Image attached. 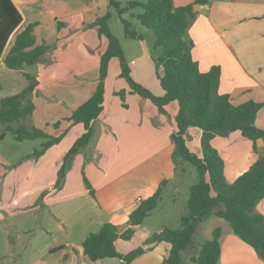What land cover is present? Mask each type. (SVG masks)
<instances>
[{"label":"crops","instance_id":"1","mask_svg":"<svg viewBox=\"0 0 264 264\" xmlns=\"http://www.w3.org/2000/svg\"><path fill=\"white\" fill-rule=\"evenodd\" d=\"M13 1L23 15V21L18 30L25 28L30 22L39 21L34 34L39 26L41 27L44 16L50 17L52 26L56 25L58 32V24L63 21L64 16L73 15L75 12L67 10V6L63 4L62 15H60L53 10L54 7L49 0ZM107 1L109 0H100V3ZM195 1L174 0V4L184 6ZM206 4L205 8H201L200 4L194 6L197 15L191 20L185 36L187 41L194 44L193 57L202 72H207L213 65L221 67L218 90L221 94H229L233 104L238 105L250 100L262 104L257 113L256 125L264 129V0H208ZM92 28V32L84 31V36L81 35L83 42H89L91 47L85 48L81 44L74 47L68 46L65 49L66 54L62 55L59 63L58 58L54 60L53 50L46 53L49 58H52V62L54 61L45 71L47 93H43L42 96L46 98L43 101L47 103L46 117L40 115L41 104L39 105L37 101L39 94L34 92L32 94L35 105L32 114L34 126L56 137L63 134L62 139L48 148L40 157L25 161L23 159L18 168L9 169L3 184L1 182L4 174L0 167V210L6 209V200L12 191L15 194L21 193L18 196L20 199L27 191H23L22 183L32 182L33 187L27 191L30 192L32 200L28 201L24 207H19L18 213L23 215L29 211L35 212L34 215L39 223L37 222L35 228H31L32 234L44 247L52 244L47 237L52 240L51 237L54 236L56 229L66 234L72 227L67 216L71 215L73 207L77 208L78 205L80 209H83V214L91 223L102 226L106 222H112L123 229L128 225L131 212L142 200L153 195L162 181H167L163 190L164 194L178 177L179 170L174 160L176 150L172 141V134L177 130L178 102L168 103L165 106L166 112L163 113L150 99L130 93L127 95V106H124L115 92L121 89L129 90L130 87L128 88L127 83L121 82L119 87L109 89L107 83L104 109L94 123V135L90 143L73 156L61 189L56 191L55 176L58 169L76 139L85 131L82 123L75 124L67 118L73 110L88 100L98 84L86 83V77H84L91 73L97 75L99 70L97 59L94 65H89L88 62L90 57L87 49L92 51L93 45L100 37L98 28ZM88 33L93 45L86 37ZM103 38L106 39V37ZM43 42L47 43L46 40L36 38L37 44ZM104 51L103 49L102 54ZM5 54L6 50L0 58V63L2 59L4 60ZM129 64L134 80L154 94L164 95L165 91L157 76L155 63L151 61L149 48L143 46L136 56L133 55L130 58ZM72 67L76 71V77L67 76L66 70H63L72 69ZM57 69L59 70L56 72ZM50 85L55 86V89L58 86L62 89L51 94V88L48 87ZM61 117L64 119L62 122L59 121L60 126L53 125L54 122L51 124L52 120L56 121ZM193 128H189V134ZM231 135L226 138L230 139V143H236L237 140L230 138ZM4 137L0 139L3 140ZM188 142L189 139H187V145ZM256 145L259 151H264V140H257ZM252 151L254 153L248 155L243 161L247 164L246 170L258 157L254 146ZM2 161L7 162V159L0 156V163L4 164ZM244 171H240L236 178ZM82 173L94 189L95 195L91 194L86 181L84 183ZM163 194L162 201H164ZM13 202L15 203L16 200ZM256 210L264 214V199L257 204ZM60 211L62 215L59 214ZM181 217L182 215L180 219ZM164 224V226L172 227L166 221ZM14 227L21 233L14 235L12 233ZM22 232H25V229L21 225L6 221L0 212V236L1 240L6 238L4 240L7 242L6 245L0 242V264H23L22 257L14 252L17 250L16 239L23 238ZM243 243L238 244L233 239V244L226 253V256L229 255L228 260L242 259L245 264H264V259L256 253L254 248L244 241ZM69 245L70 241L57 247L51 245L49 254L45 249L36 247L35 254L26 264H54L58 257V260H63L64 264H74L73 261L83 253L82 244L80 248H75L76 251L74 249L72 254L67 251ZM221 246L219 264L225 262L223 231ZM54 252L58 253L57 258H53Z\"/></svg>","mask_w":264,"mask_h":264},{"label":"trees","instance_id":"2","mask_svg":"<svg viewBox=\"0 0 264 264\" xmlns=\"http://www.w3.org/2000/svg\"><path fill=\"white\" fill-rule=\"evenodd\" d=\"M207 1L196 0L188 5L176 6L174 0H131L122 7L117 0H109V5L115 7L121 16L125 33L130 38L140 39L142 34L132 30V23L123 14L136 7L143 8L142 13L132 15L155 33V48H161L160 54L155 58L156 72L165 93L156 95L134 80L121 42L110 30L108 22L111 13L107 12L99 17L92 26L97 27L100 37H106L108 41L107 49L101 56L100 80L95 92L67 118L72 123H82L85 131L65 155L55 185L56 188L62 186L71 159L90 143L94 135V123L104 109L105 79L109 63L112 58L118 57L122 67L121 76L130 85L129 90L115 92L124 106H127L126 97L129 93L150 99L163 113L166 112L165 106L168 103L178 102L177 130L172 134L175 153L191 162L198 173V182L190 188L188 212L182 215L180 228L164 226L161 231L152 234L156 240L171 244L163 264H181L182 252L192 242L200 224L212 215L229 221L233 231L264 259V214L256 210L257 204L264 199V151H259L256 145L257 140H264V129L256 125L257 113L262 104L253 100L233 104L229 94H221L218 90L221 67L213 65L207 72H202L194 59V44L187 41L185 36L191 20L197 15L194 6ZM22 21L23 15L13 0H0V58L6 50L4 61L7 67L24 71L25 77L30 81L19 93L1 100L0 124L5 125V128L0 138L10 132L18 141L44 139L41 149H36L32 154L38 158L48 148L60 142L63 134L56 137L36 126L20 123L15 127L11 124L33 114L35 105L32 94L39 82L25 69L39 63L50 49L46 42L36 43L34 31L39 21L30 22L25 28L18 30ZM13 36V44L6 49ZM58 124L59 122L56 123ZM190 127L202 129L201 156L192 152L187 145ZM236 131L253 140L258 157L246 171L229 183L225 174V160L212 141L218 135L228 137ZM84 179L91 194L95 195L89 181L85 177ZM166 183V180L162 181L153 195L139 203L131 212L125 228L120 229L115 223L106 222L99 231L90 232L82 242L83 253L92 261L119 258L121 264H130L143 254V248L122 254L118 251L117 242L133 238L136 228L142 226L157 208ZM221 235V228H215L212 237L203 243L199 254L191 256L190 260L195 264H219L222 253Z\"/></svg>","mask_w":264,"mask_h":264},{"label":"rangeland","instance_id":"3","mask_svg":"<svg viewBox=\"0 0 264 264\" xmlns=\"http://www.w3.org/2000/svg\"><path fill=\"white\" fill-rule=\"evenodd\" d=\"M50 4L54 7L53 10L62 15V6L65 4L67 10L70 12H74L73 15L64 16L63 22L60 26L58 24L59 34L57 32L56 25H53L52 28V20L48 16H44L43 23L41 27L39 26L35 36L38 40H46L48 45H50V49L48 51L53 50L54 60L58 58V63L61 61L62 55L65 53V49L68 46L74 47L76 45L81 44L85 48L87 46L91 47L90 44L84 43L81 39V35L84 36V31L92 32L94 26L92 24L101 16L105 15L107 12L111 13V17L109 19V27L111 32L120 40L122 49L127 58L128 66L131 70L129 61L130 58L138 53L144 47L150 49V58L151 61L155 63V58L160 54L161 48H155V40L156 36L153 30L143 26L140 21L133 16L132 14H140L143 12L142 7H136L132 10L126 11L123 14V17L130 20L132 23V30L142 34V38H130L125 33V28L121 20V16L118 14L115 7L109 5V1L105 3H100V0H49ZM122 7H125L129 1L131 0H117ZM140 2H146L147 0H134ZM92 20V21H91ZM81 21V24H80ZM84 21V23H83ZM96 31V30H95ZM88 41L90 39V33L86 36ZM99 37V36H98ZM14 36L11 38L7 49L12 43ZM93 41H91L92 44ZM107 39L103 37H99L98 42L93 45L92 51L87 49L89 54V65H94L95 60L99 61V70L98 74L91 73L89 75H85L86 83H98L100 80V57L102 55L103 49L106 50L108 43ZM58 47L56 50H54ZM105 52V51H104ZM66 54V53H65ZM129 60V61H128ZM52 58L46 54L39 63H36L32 66L26 67L25 71L34 75L35 79L38 80L37 89L34 93L39 94L37 97L38 104L40 105V115L46 117L47 116V103L43 101L46 99L43 93H47V76L45 71L47 67L53 64ZM59 69L56 70V72ZM66 70L67 76L76 77V71L70 68L63 69ZM50 72V71H49ZM131 73V71H130ZM122 74L121 61L118 57H114L112 60L111 66L108 69V74L105 79V87L108 83V88L119 87L120 83H127L128 88L130 87L129 82ZM57 75V74H56ZM132 75V73H131ZM158 76V75H157ZM133 77V76H132ZM30 81L25 77L24 71L18 69H11L7 67L5 61L2 59L0 63V105L1 100L9 95H13L22 91ZM98 85V84H97ZM51 88L50 93L54 94L57 91H61L62 87L58 86L57 89L53 85L48 86ZM97 88V86H96ZM122 88V87H120ZM119 88V89H120ZM95 92V91H94ZM130 94V93H129ZM136 94V93H135ZM119 99L120 96L117 95ZM127 100V97H126ZM123 103V101H122ZM63 117L58 120H52L51 124L55 126H60V124L56 125L59 121H63ZM20 123H25L30 126H34L35 122L33 120V115H29L27 118L20 120L19 122L15 121L11 123L13 126L17 127ZM5 125L0 124V134L4 131ZM201 135L202 129L199 127H194L189 134V142L188 146L192 152L197 155H202L201 149ZM53 136V135H52ZM79 138V137H78ZM77 138V139H78ZM230 138H235L237 140L236 143H230V139H227L224 136L218 135L217 139L212 141L214 147L219 149L222 157L225 160V173L226 178L229 183H232L238 173L240 171H244L247 164H245L244 158L248 157V155L254 153L252 151L253 148V140L248 137H244L240 132H236L231 135ZM76 139V140H77ZM45 140L42 138L39 139H28L24 141H18L15 139L14 135L10 132H6V136L3 140L0 139V156L7 159V162L4 164L0 163V167L2 168V176L3 182L6 181V175L9 169L18 168L21 161L29 160L30 158H35L34 151L36 149H41L42 143ZM256 152V151H255ZM28 156V158H27ZM174 160L176 162L177 168L179 170L177 180L172 183L167 191L164 192V201H160L159 206L154 211V213L148 217L142 226H140L133 238L129 241L121 240L118 242L117 248L118 251L122 254H127L128 252L135 250L137 248H143L145 251L143 254L139 255L136 259H134L130 264H163V261L168 256L171 244L166 241H158L153 237V233L159 232L164 227L165 221L168 225H171V228L177 229L181 226L180 215L186 214L188 212V200L190 196V188L192 185L198 182V173L196 167L189 161L183 160L178 153H175ZM12 166L10 165V163ZM72 161V159H71ZM69 163V167L71 164ZM243 162V164H241ZM63 164V163H62ZM61 164V165H62ZM61 167V166H60ZM59 167V169H60ZM69 167L67 171L69 170ZM237 168V169H235ZM58 169V171H59ZM246 170V169H245ZM67 173V172H66ZM58 179V172L55 176ZM85 174L82 173V178L84 180ZM6 178V179H5ZM1 179V178H0ZM5 179V180H4ZM57 181V180H56ZM56 184V183H55ZM23 191L29 190L33 187L32 182L28 181L23 182L22 186ZM61 187L56 188L58 192ZM24 192L23 196L19 199L18 196L21 193L11 192V194L7 197L6 200L7 207L6 209L0 210V212L4 215V219L6 221H11L15 225H21L25 232H22L23 238L16 239V251H14L19 257L23 264H26L27 261L30 260V257L35 254L36 247L43 248L47 253H50V246L57 247L62 243H66L70 241V245L68 246V250L70 254L74 252L75 248H80L83 239L90 232H97L100 230L102 226L98 223H91L90 220L87 219L85 214H83V209H80L77 205L73 207L71 215L67 219L71 222V228L66 232H62L60 229H56L54 232V236L47 237L48 241L52 243L49 247H44L43 244H39L36 240V236L32 234V227H36L38 219L34 215L35 212H28L26 214H19V207H24L28 201L32 200L30 197V192ZM10 198V199H9ZM1 200V197H0ZM16 200L14 203L13 201ZM36 202V200H34ZM33 201V203H34ZM41 204V203H40ZM62 215V212H59ZM217 227L223 229V245H224V253H225V262L222 264H245V261L242 259L229 261L226 256L228 249L231 244H233V239L239 244V242L243 243L240 237L233 231L231 224L224 218L218 217L216 215H212L210 218L203 221L196 233L194 234L192 242L188 245V247L182 252L181 264H195L190 258L193 255L199 254L203 243L212 237L213 230ZM31 230V231H30ZM12 233L17 235L21 233L16 231V228L12 229ZM69 234V235H68ZM85 235V236H84ZM6 238L1 240L0 242L6 245ZM68 239V240H67ZM74 243V244H71ZM244 244V243H243ZM3 245V246H4ZM52 249V248H50ZM44 252V251H43ZM55 253V252H54ZM53 258L58 257V253L56 252L52 255ZM42 258V256L40 255ZM46 258V256L44 257ZM57 260L54 264H64L63 260ZM121 260L119 258H105L97 261L90 260L84 253H81L80 257L73 261L74 264H121Z\"/></svg>","mask_w":264,"mask_h":264},{"label":"built area","instance_id":"4","mask_svg":"<svg viewBox=\"0 0 264 264\" xmlns=\"http://www.w3.org/2000/svg\"><path fill=\"white\" fill-rule=\"evenodd\" d=\"M200 7L205 8V7H207V4L206 3L200 4Z\"/></svg>","mask_w":264,"mask_h":264}]
</instances>
